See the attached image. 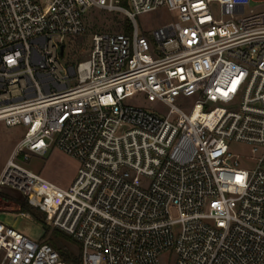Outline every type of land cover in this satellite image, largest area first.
<instances>
[{
	"label": "built area",
	"instance_id": "2783aa9c",
	"mask_svg": "<svg viewBox=\"0 0 264 264\" xmlns=\"http://www.w3.org/2000/svg\"><path fill=\"white\" fill-rule=\"evenodd\" d=\"M114 1L0 0V122L24 129L0 189L28 196L43 180L24 162L55 148L78 167L52 226L81 264H264V0ZM158 9L176 19L149 41L135 16ZM92 11L131 37L95 32L62 65ZM0 264L66 263L0 222Z\"/></svg>",
	"mask_w": 264,
	"mask_h": 264
},
{
	"label": "rangeland",
	"instance_id": "374dc122",
	"mask_svg": "<svg viewBox=\"0 0 264 264\" xmlns=\"http://www.w3.org/2000/svg\"><path fill=\"white\" fill-rule=\"evenodd\" d=\"M114 3L124 9L130 10L126 0H115ZM254 5L252 4V7ZM176 19L174 13L166 9H158L150 13L135 16L138 34L149 41H153V32L161 26L173 22ZM86 32L82 37L68 38L64 44V52L61 57L62 65H75L78 61L85 60L91 46V35L98 33H123L131 37L132 24L123 14H107L105 12L92 11L85 19ZM136 105H140L149 112L164 116L167 108L160 102L148 103L140 97L132 99ZM192 104L190 100V105ZM24 129L21 127L8 128L0 122V174L14 145L21 139ZM231 151L235 154L249 156V148L239 143L231 144ZM247 162L243 161V166ZM24 166L39 176L43 182H36L32 192L23 196L15 190L0 189L2 203L8 202L9 213H0V222L39 243L48 244L55 238L62 246H65L74 255L77 254L80 244L70 238H61L54 233L52 221L62 202L59 189H66L72 182L78 162L58 149H50L43 156L32 155L24 162ZM51 185L52 187H50ZM1 203V205H2ZM24 205L29 214L38 220L20 214V206ZM12 207V209H11ZM49 245V244H48Z\"/></svg>",
	"mask_w": 264,
	"mask_h": 264
},
{
	"label": "trees",
	"instance_id": "16d2710c",
	"mask_svg": "<svg viewBox=\"0 0 264 264\" xmlns=\"http://www.w3.org/2000/svg\"><path fill=\"white\" fill-rule=\"evenodd\" d=\"M126 31L123 30V33H125ZM20 206V213H25L30 215L33 219L38 220L34 215L29 214V212L26 210L24 205H19ZM54 233H56V235L58 237H63V238H70L68 236H66L65 234L54 230ZM70 240H72V238H70ZM49 246L54 249L57 253L59 258L65 262L66 264H81V257H80V249L78 248V252L76 255H74L72 252H70L68 249H66L65 246H62L57 240H55L54 237H52V239H50L48 241Z\"/></svg>",
	"mask_w": 264,
	"mask_h": 264
},
{
	"label": "crops",
	"instance_id": "0c3cea01",
	"mask_svg": "<svg viewBox=\"0 0 264 264\" xmlns=\"http://www.w3.org/2000/svg\"><path fill=\"white\" fill-rule=\"evenodd\" d=\"M3 205L5 206L6 213H9L10 211H12V210L9 209L8 202L7 201ZM11 209H12V207H11ZM20 214L26 215V217H28V218L30 217L28 214H25V213H20Z\"/></svg>",
	"mask_w": 264,
	"mask_h": 264
},
{
	"label": "water",
	"instance_id": "95a60500",
	"mask_svg": "<svg viewBox=\"0 0 264 264\" xmlns=\"http://www.w3.org/2000/svg\"><path fill=\"white\" fill-rule=\"evenodd\" d=\"M62 54V47L60 48V55Z\"/></svg>",
	"mask_w": 264,
	"mask_h": 264
}]
</instances>
